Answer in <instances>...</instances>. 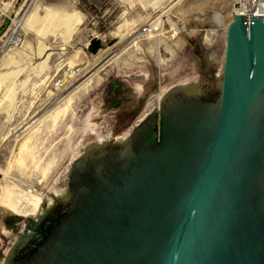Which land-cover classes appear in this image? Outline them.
<instances>
[{
    "label": "water",
    "instance_id": "1",
    "mask_svg": "<svg viewBox=\"0 0 264 264\" xmlns=\"http://www.w3.org/2000/svg\"><path fill=\"white\" fill-rule=\"evenodd\" d=\"M39 194L0 264H264V16L235 14L214 57L83 115Z\"/></svg>",
    "mask_w": 264,
    "mask_h": 264
},
{
    "label": "rangeland",
    "instance_id": "2",
    "mask_svg": "<svg viewBox=\"0 0 264 264\" xmlns=\"http://www.w3.org/2000/svg\"><path fill=\"white\" fill-rule=\"evenodd\" d=\"M32 1L10 0L8 17L1 18L0 36L11 19L24 13L23 17L26 12H33L38 7L41 8L39 13L42 16L48 9L68 12L77 10L84 15V22L78 26L69 43L60 36L63 27L57 34L48 35L44 41L49 47L44 56H39L42 40L39 31L44 27L39 24L26 28L24 21L25 42H29L30 47L8 51L18 56L22 54L19 59H22L21 66L25 70L16 75L14 102L0 109V193L4 176L9 171L11 179L19 185L17 188L33 190L40 195L39 192H43L51 181L74 140L83 115L128 87L163 86L214 57L225 42L223 39L226 38L234 9L233 0H203L188 9L181 8L184 5L179 4L173 12L161 19L160 33L129 44L119 56L93 74L87 86L77 90L72 108L60 120L61 124L55 129L50 127L40 136L33 157L24 163L25 166H21L22 169L9 168L17 143L12 137L14 131L27 122L35 111L49 116L54 109V100L56 102L62 93L60 90L52 91L49 81L61 76L63 70L69 69L73 62L80 64L82 71L90 69L103 54L117 47L126 33L130 32L133 39L137 28L139 30L149 18L157 17L158 6L164 0H34L31 4ZM170 1L176 0H169L168 3ZM63 5H67V8ZM4 55L0 53V72L14 68L3 69L8 58L7 55L2 60ZM45 58H49L48 66L42 73H37V69L32 66L38 65ZM145 71L152 77H145ZM7 89L6 85L1 86L0 98H5ZM24 204L25 201L22 202ZM14 217L15 214L0 212V246Z\"/></svg>",
    "mask_w": 264,
    "mask_h": 264
},
{
    "label": "bare ground",
    "instance_id": "3",
    "mask_svg": "<svg viewBox=\"0 0 264 264\" xmlns=\"http://www.w3.org/2000/svg\"><path fill=\"white\" fill-rule=\"evenodd\" d=\"M168 1L169 0H164L162 3H160L157 9L159 13L156 18L155 17L149 18V21L153 20L156 23V25H158L159 29H161V24H159L161 22V19L164 16L168 15L170 12H173L174 8H176L179 4L184 5V7H181V8L188 9V8H191L193 5L194 6L197 5L199 2L203 0H176V1H170L169 3ZM33 2L34 0L32 1L31 4H33ZM10 4L11 2H8L7 6ZM39 9L41 8L38 7L33 12H29V13L26 12V14L20 19L22 20V24H24V21H25L26 28L34 27L39 24L42 25V27H44L42 28L41 31H39L41 32V34L39 33V35L42 36V40L40 41L39 51H38L39 56H44V54L46 53L49 47L44 41L48 37V35H50L51 33L57 34L58 33L57 31H59L63 27V29H61L62 35L60 34V36L63 38L64 41L68 42L71 40L74 33L76 32L78 25L83 22V18L81 14L79 13V11H72V12L69 11L68 12V11H57V10H52V9H48L46 11V14L42 16L39 13ZM232 10L233 11L231 15H232V20H233L236 12H235V9H232ZM225 26L226 24L222 26L223 29H225ZM160 32L161 30H158V32L156 33L148 32L147 34L144 35L143 31L139 27V30L137 28L136 36L134 35L135 37L133 39H131L132 34L130 32L129 33L125 32L126 35L123 36L122 40L119 42V45L117 46L115 44L117 47H113L108 52L103 54V56L99 59V61L95 63L90 69L82 71L83 68L81 67V65L78 64L77 62H73V64H71V67L69 69L63 70V73L61 76L59 77L57 76V78L50 80L49 82L51 83L52 91L60 90L62 93L58 99L56 98L57 99L56 102L54 100V105L52 106V108L54 109L52 110L49 116H45L41 114L40 111L38 113H36L35 111L33 115L29 117L27 122H25L21 127L17 128L14 131V133L12 134V137H14L17 140V143H16V148H15V153L13 155V159L12 161H10L11 167L9 168L15 167V168L22 169L21 166H23L24 163H26V161L31 156L33 157L34 154L32 155V153H33L34 147L37 144L40 136L45 131H47L50 127L52 129H55L56 126H58V124L60 123V120L63 119V117H65L67 113L70 111V109L72 108V104L74 102V94L81 87L87 86L86 83L92 77L93 74L98 72V70L102 68L110 60H113L115 57L119 56V54L122 51H124V49H126V47H128L129 44H131L132 42L139 40L140 38L144 40ZM223 41H226V38L225 40L223 39ZM24 46L30 47V43L25 42L23 43L21 47H24ZM147 47L150 48L149 44ZM15 49H18V48H11L9 50H6L2 53V55L6 54L10 50L12 52ZM7 55H8V58L6 59L3 65V69H8V68L10 69L12 67L14 68L7 72H0V89H1V86H4V85L8 87L5 93L6 94L5 98H0V109L1 110L5 109V106L8 107L9 104H12V102H14L13 100L16 98V92H17L16 91L17 83H15L16 81L15 79L17 77L16 75L18 74L19 71L25 70V68L21 66L22 59H19V57L22 54L18 56L17 53L12 54L8 52L6 55L2 57V60ZM48 59L49 58H45V60L39 63L38 65L32 66L33 69L36 68L37 73H42L48 66ZM20 74L18 76H20ZM144 75L147 78L152 77V75L149 74L147 71L144 72ZM17 186H19L17 182L15 183L14 180H12L11 177L9 176V171L8 173L6 172L4 179H3L1 193H0V212L1 213H12L15 215H20V216H29V215L36 216L41 206V203L43 201V198L40 195L36 194L33 190H24L23 188L22 189H20L19 187L17 188ZM17 196L20 197L21 200L18 199ZM23 201H25L26 204L22 205Z\"/></svg>",
    "mask_w": 264,
    "mask_h": 264
},
{
    "label": "built area",
    "instance_id": "4",
    "mask_svg": "<svg viewBox=\"0 0 264 264\" xmlns=\"http://www.w3.org/2000/svg\"><path fill=\"white\" fill-rule=\"evenodd\" d=\"M235 14L240 15H260L264 16V0H233ZM10 0H0V29L2 27L1 21L8 17L10 5L7 6ZM24 14V13H23ZM22 14V15H23ZM22 15H17L14 19L10 20L6 30L0 36V53L11 48H19L23 45L25 40L24 29L22 26ZM1 18H3L1 20ZM143 34L148 32H158L160 30L154 21H147L141 27Z\"/></svg>",
    "mask_w": 264,
    "mask_h": 264
},
{
    "label": "crops",
    "instance_id": "5",
    "mask_svg": "<svg viewBox=\"0 0 264 264\" xmlns=\"http://www.w3.org/2000/svg\"><path fill=\"white\" fill-rule=\"evenodd\" d=\"M64 6V8H67V5H63ZM77 11V10H76ZM79 13L81 14V16H82V18H83V22H84V15L79 11ZM82 22V23H83ZM82 23H80L78 26H80ZM74 34H76V32L74 33Z\"/></svg>",
    "mask_w": 264,
    "mask_h": 264
},
{
    "label": "flooded vegetation",
    "instance_id": "6",
    "mask_svg": "<svg viewBox=\"0 0 264 264\" xmlns=\"http://www.w3.org/2000/svg\"><path fill=\"white\" fill-rule=\"evenodd\" d=\"M17 259L19 260V256L17 257Z\"/></svg>",
    "mask_w": 264,
    "mask_h": 264
}]
</instances>
